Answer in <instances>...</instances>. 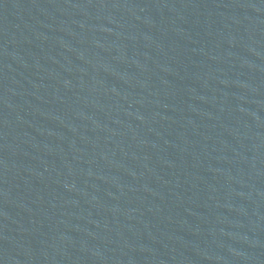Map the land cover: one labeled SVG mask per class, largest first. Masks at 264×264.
Here are the masks:
<instances>
[{
  "label": "water",
  "instance_id": "1",
  "mask_svg": "<svg viewBox=\"0 0 264 264\" xmlns=\"http://www.w3.org/2000/svg\"><path fill=\"white\" fill-rule=\"evenodd\" d=\"M264 224V0H0V264H250Z\"/></svg>",
  "mask_w": 264,
  "mask_h": 264
}]
</instances>
